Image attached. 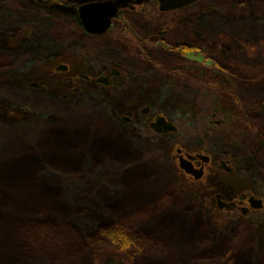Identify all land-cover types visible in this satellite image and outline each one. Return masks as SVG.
I'll return each instance as SVG.
<instances>
[{
	"label": "rangeland",
	"instance_id": "1",
	"mask_svg": "<svg viewBox=\"0 0 264 264\" xmlns=\"http://www.w3.org/2000/svg\"><path fill=\"white\" fill-rule=\"evenodd\" d=\"M103 1L0 0V195L8 203L0 263L37 205L29 210L58 208L83 237L110 221L162 235L179 264H203L205 252L213 259L204 264H264V212H220L215 201L216 193L264 200V135L244 154L234 118L243 103L264 130V0H199L171 12L157 0L134 10L136 0H110L119 10L113 25L91 35L77 9ZM105 66L120 76L94 85ZM224 112L227 133L217 125ZM158 117L177 131L147 132ZM179 150L208 156V177L192 182ZM223 161L233 174L221 171ZM64 240L28 264L169 260L134 261L107 247L68 257Z\"/></svg>",
	"mask_w": 264,
	"mask_h": 264
},
{
	"label": "trees",
	"instance_id": "2",
	"mask_svg": "<svg viewBox=\"0 0 264 264\" xmlns=\"http://www.w3.org/2000/svg\"><path fill=\"white\" fill-rule=\"evenodd\" d=\"M44 3L49 5L47 1ZM183 50L185 53L193 51L187 46H184ZM205 124H201L203 128ZM147 132L155 133L151 129H147ZM3 204L8 203L0 195V205ZM35 206L37 205L27 209L28 213L33 214L34 217L28 218V216L22 215L20 224L18 223L15 229L12 230L14 253L11 255L13 256L0 264H28L32 258L44 256L50 248H53V251L60 249L58 245L63 242V239H65L66 246H68L66 249L68 257L72 256L74 250L82 255L91 247H107L128 254L134 261H151L157 257L167 256L169 260L164 264H179L177 257L171 255L169 249L171 243L162 235L139 231L131 232L127 227L111 224L110 221L108 224L101 225L95 234L91 233L83 237L66 215H63V217H66L62 219L63 221L58 219L62 214L58 208L49 207L45 209L42 207L43 210H29ZM120 222L125 223L122 219ZM63 231L67 233L66 237ZM197 258H201L203 264L213 259L210 252H205ZM144 264L150 263L146 262Z\"/></svg>",
	"mask_w": 264,
	"mask_h": 264
},
{
	"label": "flooded vegetation",
	"instance_id": "3",
	"mask_svg": "<svg viewBox=\"0 0 264 264\" xmlns=\"http://www.w3.org/2000/svg\"><path fill=\"white\" fill-rule=\"evenodd\" d=\"M47 3L50 5L49 2H47ZM135 8H136V6H133L130 8V10H134ZM78 9H77V13H78V17H79V22L83 26L82 21L80 19ZM118 12H119V10H118ZM115 18L112 20V25L114 23ZM83 28H84V26H83ZM99 35H101V34H99ZM68 71H69V68H68ZM102 73H103L102 76L99 77L98 79H96V80L90 79L94 85H104L106 87H110L112 84L111 78L120 76V72L116 71L115 69H112L111 73H110L109 68L106 66L103 68ZM104 79H106V80H104ZM237 105H238L237 106V112L234 115L235 120L238 122L237 128L235 130V135L242 142L240 145V150L242 152H244V154H245L251 150V148L248 150V147H249L248 144L250 141L249 139H253L254 137H257V136L259 137V136L264 135V130L261 133V129L258 127L259 118L257 116L256 111H254V108L249 107V106L244 105L243 103H239V102H237ZM147 114L144 113L143 115H147ZM128 118H129V120L126 119L127 122L131 123L132 117L128 116ZM158 118H156V120L149 125V128L153 132L157 133L158 135L169 134V133H158L157 131H155L153 129L152 124L155 123ZM216 118H217V116L214 115L213 120H215ZM211 122L213 123L214 121H211ZM217 125L220 126L224 130V132H226V133L229 130H232V128L230 127L231 123H230V120L228 119V117L226 115V112H224V114L221 116V119L219 121H217ZM170 133H174V132H170ZM202 155L205 156L204 154H202L200 152H193V153H187V154H185V156H183V153H181V154H178V156L176 157V159L179 160L181 156L184 158L189 156L196 169H201L202 167H204V174H203V177L201 178V180H196V179H194V177H192L190 175H188L189 177L187 176L194 183L201 182L206 177H208V174H209L208 167L211 163V159L209 160V162L207 164H203L202 160L199 158V156H202ZM220 169H221V171H223L229 175L234 173V169L231 166H229V162H227V161L221 162ZM218 196H222V198L220 199V202H224V203L230 205L229 208H226L225 206H224L223 210H221L219 208L220 207L219 201L217 199ZM251 198L260 199L263 201V204H264L263 199L255 197L254 195L241 194L237 198L231 199V200H228L222 193H216V195H215L216 206L220 212L232 213V212L237 211V212H241L243 214V216H245V217L251 216L254 213L255 214H261L264 212V208H261L259 210H254L251 208V206L249 204V201Z\"/></svg>",
	"mask_w": 264,
	"mask_h": 264
},
{
	"label": "water",
	"instance_id": "4",
	"mask_svg": "<svg viewBox=\"0 0 264 264\" xmlns=\"http://www.w3.org/2000/svg\"><path fill=\"white\" fill-rule=\"evenodd\" d=\"M198 1L199 0H157L159 4V10L161 12H171V11L179 10L194 5ZM145 2H148V0H136L134 5L141 6ZM78 12L82 24L84 26V29L89 34L99 35L106 32L111 27L112 20L118 14V8L116 7L114 2L107 0L103 2H94V3L81 5L78 9ZM57 71L67 72L68 68L65 65H60L58 66ZM143 112L147 114L149 112V109L146 108L144 109ZM128 116L131 117V114H129ZM125 119L129 120V118H125ZM152 127L158 133H170L177 131L176 126L168 122L163 117H159L157 121L152 124ZM181 153L182 151L179 150L178 154ZM199 158L202 160L203 164H207L210 160L209 157L203 155L199 156ZM179 165H180V169L184 173L194 177V179L201 180V178L203 177L204 167H202L201 169H196L189 156L186 158L181 156L179 159ZM221 198L222 196L217 197L220 206L219 208L221 210H223L224 206L226 208H229L230 205L224 202H220ZM249 204L251 208L254 210H259L261 208H264L263 201L260 199L251 198Z\"/></svg>",
	"mask_w": 264,
	"mask_h": 264
}]
</instances>
